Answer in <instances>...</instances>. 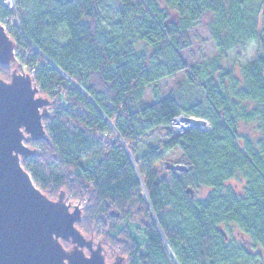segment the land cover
<instances>
[{
  "label": "trees",
  "instance_id": "obj_1",
  "mask_svg": "<svg viewBox=\"0 0 264 264\" xmlns=\"http://www.w3.org/2000/svg\"><path fill=\"white\" fill-rule=\"evenodd\" d=\"M13 1L15 64L49 101L46 137L21 157L41 191L83 201L76 227L127 264H261L264 0ZM11 14L0 0V21ZM195 27L217 50L197 65L182 55ZM250 43L240 75L222 65ZM179 114L210 128L175 133ZM168 151L188 171L156 166Z\"/></svg>",
  "mask_w": 264,
  "mask_h": 264
},
{
  "label": "water",
  "instance_id": "obj_2",
  "mask_svg": "<svg viewBox=\"0 0 264 264\" xmlns=\"http://www.w3.org/2000/svg\"><path fill=\"white\" fill-rule=\"evenodd\" d=\"M15 59V43L0 22V64ZM37 94L29 73L14 68L9 80L0 77V264H107L102 243L75 225L81 206L66 203L63 191L56 200L47 197L21 164L34 152L25 143L46 137L49 101ZM164 168L189 169L170 161ZM108 264H123V258Z\"/></svg>",
  "mask_w": 264,
  "mask_h": 264
},
{
  "label": "rangeland",
  "instance_id": "obj_3",
  "mask_svg": "<svg viewBox=\"0 0 264 264\" xmlns=\"http://www.w3.org/2000/svg\"><path fill=\"white\" fill-rule=\"evenodd\" d=\"M5 1H6V3L9 2V0H5ZM107 10H108V12L112 11V9L109 7H107ZM7 19H8V22H7V25L5 27L6 31L11 27L9 22L11 23L12 21L17 20L15 15H13L11 18H7ZM190 38H191V46L182 52L183 58L185 59V61L188 64L197 65V64H200L202 61H205V60L213 57L214 55H216V53H217L216 47L213 44V42L211 41V39L209 38V35H208V32L206 31V29L201 28V27L193 28L191 35H190ZM253 49H254V44L250 43L241 51H238V52L234 51V50L229 51L226 58L222 62V65L226 69L232 70L233 74H235L237 76L240 75L241 67L243 65L247 64L252 59ZM15 63H16V59L13 63L10 64L11 71L14 68L18 69V67L16 66ZM18 71H21V70L18 69ZM23 72L27 73L26 71H23ZM3 79H5V78H3ZM9 79H5V80H9ZM183 79L184 78H183L182 73H179L174 77H164V78L160 79L158 82L151 84L150 89L148 90V92L146 94V98L153 100V94L154 93L158 97H161V98L165 97L171 91V89L176 86V84L183 83ZM25 144L28 147L34 149V147L32 145L28 144L27 142ZM178 159H179V157L175 153H173L172 151H168L164 155L163 159L155 162V165L156 166H161V165L163 166L165 161L177 163ZM57 197L51 198V199L56 200ZM64 199H65L66 203H71L72 205H77V203H78L82 207L83 201L80 202L77 199L76 200H68L66 198H64ZM86 238H92V237H86ZM93 240L95 243L100 242L96 239H93ZM103 247H104V249L107 250L109 255H115L116 253H118L117 249L113 250V249H110L108 247H105L104 245H103ZM252 251L254 253L261 252V254H262L261 264H264V251L261 249H258V248L253 249ZM108 259H109V257L107 258V260Z\"/></svg>",
  "mask_w": 264,
  "mask_h": 264
},
{
  "label": "built area",
  "instance_id": "obj_4",
  "mask_svg": "<svg viewBox=\"0 0 264 264\" xmlns=\"http://www.w3.org/2000/svg\"><path fill=\"white\" fill-rule=\"evenodd\" d=\"M2 2L12 10V14L9 17H6L4 19L3 22H1V24L3 25V27L5 28L8 22L7 18H11L13 15L16 16L15 21H12L11 23L9 22V24L11 26H16V27H20L19 21H18V17L15 13V7H14V1L13 0H9L8 3H6L5 0H2ZM193 119V120H200L202 123L200 125H192V126H188V127H182V125L186 124L188 120ZM170 127L174 130L175 133L181 134L191 128H198L201 130H208L210 128V124L206 119H203L201 117H193V116H188L185 114H179L175 117H173L170 121ZM77 205L81 206L80 204L77 203Z\"/></svg>",
  "mask_w": 264,
  "mask_h": 264
},
{
  "label": "flooded vegetation",
  "instance_id": "obj_5",
  "mask_svg": "<svg viewBox=\"0 0 264 264\" xmlns=\"http://www.w3.org/2000/svg\"><path fill=\"white\" fill-rule=\"evenodd\" d=\"M55 200V199H54ZM105 251H106V256H105V261H106V263L108 264V263H111L116 257H122L123 258V264H127L128 262H127V259H126V257L125 256H122V255H120V254H118V253H116L115 255H109L108 254V252H107V250L106 249H104ZM110 251V250H109ZM88 253V252H87ZM259 254H260V256L262 255L261 254V252H258ZM109 257V259L107 260V258ZM113 256V257H112ZM111 257V258H110Z\"/></svg>",
  "mask_w": 264,
  "mask_h": 264
},
{
  "label": "bare ground",
  "instance_id": "obj_6",
  "mask_svg": "<svg viewBox=\"0 0 264 264\" xmlns=\"http://www.w3.org/2000/svg\"><path fill=\"white\" fill-rule=\"evenodd\" d=\"M202 122L200 120H193V119H190L187 121L186 124L182 125V127H188V126H192V125H200Z\"/></svg>",
  "mask_w": 264,
  "mask_h": 264
}]
</instances>
